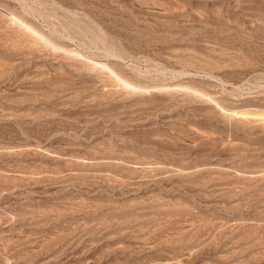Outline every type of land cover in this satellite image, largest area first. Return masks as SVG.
I'll return each instance as SVG.
<instances>
[{
    "label": "rangeland",
    "instance_id": "374dc122",
    "mask_svg": "<svg viewBox=\"0 0 264 264\" xmlns=\"http://www.w3.org/2000/svg\"><path fill=\"white\" fill-rule=\"evenodd\" d=\"M0 264H264V0H0Z\"/></svg>",
    "mask_w": 264,
    "mask_h": 264
}]
</instances>
